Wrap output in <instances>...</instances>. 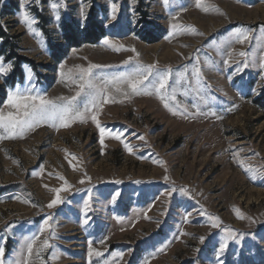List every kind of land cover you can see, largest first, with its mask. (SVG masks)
Returning <instances> with one entry per match:
<instances>
[{"label": "rangeland", "instance_id": "1", "mask_svg": "<svg viewBox=\"0 0 264 264\" xmlns=\"http://www.w3.org/2000/svg\"><path fill=\"white\" fill-rule=\"evenodd\" d=\"M205 2L223 14L202 11L196 0H24L23 9L21 0H0V58L12 65L0 75L2 111L17 88L53 100L74 96L68 74L90 65L104 66L95 73L109 80L137 63L172 70L165 101L154 91L125 97L109 88L115 102L97 117L103 143L90 118L0 139L5 264H264V0ZM22 11L36 21L31 31ZM92 18L104 32L96 44L85 40ZM67 25L80 46L67 43ZM238 29L250 31L244 43L235 42ZM18 57L33 66L21 64L22 81L10 85ZM65 180L64 203L47 207ZM49 216L55 238L41 235ZM228 231L236 238L218 256ZM90 247L103 256L89 258Z\"/></svg>", "mask_w": 264, "mask_h": 264}, {"label": "snow or ice", "instance_id": "2", "mask_svg": "<svg viewBox=\"0 0 264 264\" xmlns=\"http://www.w3.org/2000/svg\"><path fill=\"white\" fill-rule=\"evenodd\" d=\"M165 4L168 3V0H164ZM24 0H21V8L23 9ZM52 7L55 9L57 5L53 4ZM196 7L200 8L202 11L208 12L210 7L214 8L218 14L220 10L215 8V6L206 5L205 0H196ZM117 7L115 4L112 5V19H116ZM22 21L29 27L31 31V25L36 23L34 18H31L27 11H22L21 13ZM56 19L59 20V14L56 15ZM175 28V25L173 26ZM194 31V30H193ZM261 32L264 33V28L261 29ZM199 34V33H197ZM235 42L244 43L250 38V31H245L243 29H238L234 34ZM104 44L114 47L115 50L119 51V48L111 45L109 40H105ZM131 51H135L131 49ZM241 57H246L248 54L246 52H240ZM128 63H131L130 61ZM247 67L245 63L243 65ZM104 66L101 65H90L87 69H79L76 75L68 74L67 79L76 84L78 91L72 97H60L58 100L49 99L46 96L42 95H32L21 92L19 88L15 91L9 92L6 107L10 110L5 112L0 110V130H3L4 133H7V136H0V139L3 138H16L17 136L22 137L25 132L31 131L39 125L50 124L53 127H69L74 122L84 123L90 118L93 122L96 123L97 127L100 128L101 134V143H103V138L106 133V129L100 126L98 115L102 110L103 104L115 102L109 93V88H114L117 92H121L123 96L128 97L129 95H151L153 91L159 96L162 101L167 99V89L169 87V80L172 75V70L168 69L166 71H158L156 65H141L136 64L135 68L124 75L113 77L110 80L99 77L96 73V69H101ZM12 68L11 64L4 65L3 58H0V75H6L8 70ZM63 69V66H61ZM197 79L202 78V72L200 69L194 68ZM238 71L240 69H237ZM62 78H65V73L61 70L60 73ZM184 73H181L183 76ZM149 77H152V80H149ZM31 78V73H29V79ZM147 81V83H146ZM121 85L127 87V90H124ZM151 88V90H150ZM81 97L86 98L85 102H81ZM165 107H168V104L165 103ZM14 110V111H12ZM115 139H120L119 135L114 137ZM125 147L129 146L125 144ZM129 151L131 149L129 148ZM75 159V157H73ZM242 167H245L243 164ZM246 171L259 172V170L251 169L250 167H245ZM63 180V177H59ZM90 182V178H88ZM81 183H84L82 180ZM119 183V182H117ZM47 187V186H45ZM69 187L67 181L65 180V187L60 189H52L55 193V198L47 205L49 208H55L58 205L64 203V200L60 196V192L68 191ZM172 191H175L173 189ZM186 193V190H181ZM170 194V193H169ZM120 194L117 192L113 196V202L115 197H118ZM91 195H89V201L91 200ZM90 204L88 201L84 203L85 213L89 210ZM243 218V217H239ZM53 217L49 216L44 221V227L41 229V235L45 230H49L53 233L54 230L52 225L48 221L52 220ZM216 219L218 218H211ZM87 220L84 221L87 224ZM212 227H218L219 223H213ZM238 235V234H237ZM231 231H228L227 237L224 242L220 245L219 255H222L228 247L229 240L235 239ZM39 237H33L29 242L26 243L27 255L29 258L33 255V249ZM203 243V237L200 238ZM103 243V241H101ZM52 245L48 240L43 241V248H50ZM163 251V249H161ZM39 255V253H37ZM93 255L103 256V253L95 251L94 249L89 250V258ZM121 258L123 253L119 254ZM4 251L0 248V264H5L4 262ZM12 264H20V262H12ZM145 264H148L145 261Z\"/></svg>", "mask_w": 264, "mask_h": 264}, {"label": "trees", "instance_id": "3", "mask_svg": "<svg viewBox=\"0 0 264 264\" xmlns=\"http://www.w3.org/2000/svg\"><path fill=\"white\" fill-rule=\"evenodd\" d=\"M103 35H104L103 29L97 23H95L94 18H92L89 30L86 33L85 40L87 42H93L94 44H96V43H98L100 41V39L103 37ZM1 38H4V37H1ZM65 39H66L67 43L70 46H72V47H78V46H80V44L82 42L73 33V29H72L71 25H67V27H66ZM149 41H151L153 43V42H156V39L151 38V40H149ZM6 46H7V40H5V43H4V47H6ZM23 63H27V64L33 66V62L32 61H29V60H27L25 58H19L18 57L17 63H16L15 72L13 73L12 77L9 79L8 84L13 85L18 80L22 81L23 73H22V70H21V64H23ZM5 98H6L5 93L3 91H0V106L2 105L3 101L5 100Z\"/></svg>", "mask_w": 264, "mask_h": 264}, {"label": "bare ground", "instance_id": "4", "mask_svg": "<svg viewBox=\"0 0 264 264\" xmlns=\"http://www.w3.org/2000/svg\"><path fill=\"white\" fill-rule=\"evenodd\" d=\"M185 45H186V44H185ZM183 47H184V46H183ZM182 49H183V48H182ZM179 50H180V49H179ZM171 51H172V50H171ZM180 51H181V50H180ZM184 51H185V50H184ZM178 52H179V51H178ZM181 52H182V51H181ZM175 54H177V53H175ZM181 54H182V53H181ZM167 57H168V56H167ZM169 59H170V58H169ZM175 59H176V58H175ZM165 60H166V59H165ZM167 60H168V59H167ZM167 60H166V61H167Z\"/></svg>", "mask_w": 264, "mask_h": 264}]
</instances>
